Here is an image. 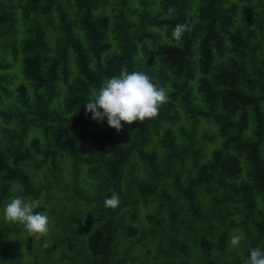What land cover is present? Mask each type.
<instances>
[{"label": "trees", "instance_id": "trees-1", "mask_svg": "<svg viewBox=\"0 0 264 264\" xmlns=\"http://www.w3.org/2000/svg\"><path fill=\"white\" fill-rule=\"evenodd\" d=\"M122 69L169 100L117 131L84 104ZM17 195L49 216L39 242L4 218ZM257 247L264 0H0V264H243Z\"/></svg>", "mask_w": 264, "mask_h": 264}, {"label": "clouds", "instance_id": "clouds-1", "mask_svg": "<svg viewBox=\"0 0 264 264\" xmlns=\"http://www.w3.org/2000/svg\"><path fill=\"white\" fill-rule=\"evenodd\" d=\"M169 13L173 8L168 9ZM194 25L176 24L172 30V38L179 42L185 32H190ZM169 100L167 89L153 83L151 78L140 71L129 72L122 69L119 75L105 79L98 91L90 96L84 104L85 112L91 113V118L102 121L106 117L107 124L120 131L121 121L132 124L137 121L155 118L161 105ZM119 195L115 192L104 200L105 207L115 209L120 205ZM40 206L38 199L14 196L4 206V218L9 223L23 226L29 236H35L37 242L49 233V216L36 211ZM241 234L230 237L232 246H239ZM51 246L47 241L44 248ZM243 264H264V250L260 247L250 250L249 258Z\"/></svg>", "mask_w": 264, "mask_h": 264}, {"label": "rangeland", "instance_id": "rangeland-1", "mask_svg": "<svg viewBox=\"0 0 264 264\" xmlns=\"http://www.w3.org/2000/svg\"><path fill=\"white\" fill-rule=\"evenodd\" d=\"M257 9V8H256ZM31 165V164H30ZM51 198H54L53 200H51V201H49L48 203H47V206H53L55 203H56V196H53V197H51ZM51 223L52 224H54L55 223V220H52L51 221ZM90 230V228L88 227L87 229H86V231L88 232ZM125 244H126V242H125ZM118 246H121L120 245V243L118 244ZM136 248V247H135ZM122 251L121 250H119L118 251V253H115V255H113V259H120L121 257H122ZM19 254H22V256H23V259H25L26 261H29L30 260V258H31V256H30V254H29V252L26 250V248H22V250L19 252ZM58 260V259H57ZM59 262H61L62 264H64V262H62L61 260L59 261Z\"/></svg>", "mask_w": 264, "mask_h": 264}]
</instances>
